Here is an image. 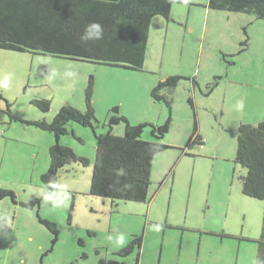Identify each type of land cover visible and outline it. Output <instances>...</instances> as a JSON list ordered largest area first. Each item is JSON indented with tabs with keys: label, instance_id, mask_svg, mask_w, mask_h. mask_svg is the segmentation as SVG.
Instances as JSON below:
<instances>
[{
	"label": "rangeland",
	"instance_id": "rangeland-1",
	"mask_svg": "<svg viewBox=\"0 0 264 264\" xmlns=\"http://www.w3.org/2000/svg\"><path fill=\"white\" fill-rule=\"evenodd\" d=\"M206 5L174 2L170 21L154 16L146 53L151 68L133 71L159 81L180 75L166 90L170 108L142 88L120 94L116 66L0 48V80L11 77L0 86V187L11 188L17 200L42 195L54 139L25 120H51L64 104L84 110L90 75L100 122L116 104L134 124L171 122L160 139L170 147L153 157L142 202L89 194L95 137L91 128L70 123L61 143L87 164L72 161L60 170L58 190L38 208L0 200V264H135V254L118 253L134 235H143L138 264H255L264 202L242 193L245 170L235 156L239 126L264 119V19ZM33 98L50 100V109L40 111ZM196 125L202 144L188 142ZM123 127L112 133L123 135ZM142 138L154 139L148 126ZM37 214L56 222V242Z\"/></svg>",
	"mask_w": 264,
	"mask_h": 264
},
{
	"label": "trees",
	"instance_id": "trees-1",
	"mask_svg": "<svg viewBox=\"0 0 264 264\" xmlns=\"http://www.w3.org/2000/svg\"><path fill=\"white\" fill-rule=\"evenodd\" d=\"M174 2L187 3L188 0H0V48L144 71L152 18L161 15L170 21V9ZM206 6L254 13L257 18L264 19V0H207ZM93 23L101 26L100 39H82L87 26ZM180 78L175 74L160 79L151 89L152 99L164 101L170 108L171 99L166 96V90L175 86ZM93 81L90 75L84 90V110L64 104L51 120H25L54 136L49 146V166L41 175L42 195L22 201L16 199L17 195L11 188L0 187V200L10 199L27 208H38L42 198L58 190L60 170L72 161L87 164L85 157L61 143L63 136L68 134L67 126L72 122L91 128L95 137L89 194L109 198L111 202L147 200L153 157L170 147L160 141L171 126L170 118L161 124L149 121L134 124L119 113V105H114L108 120L100 122L92 100ZM31 103L42 112H47L51 106L50 100L45 98H33ZM120 123L124 124L123 135L118 136L112 133V128ZM100 125L107 128L105 133L96 130ZM147 126L153 140L142 138L143 129ZM196 130L197 125L188 142L202 144L203 140ZM72 134L75 136L74 132ZM75 138L81 140L77 136ZM235 161L245 170L240 176L242 193L264 202V119L256 125L239 126ZM37 216L53 234V243L56 242L59 234L56 222ZM142 241L143 235L133 236L127 246L141 244ZM258 244L255 264H264V206ZM124 250L121 248V253ZM109 263L118 264L114 261Z\"/></svg>",
	"mask_w": 264,
	"mask_h": 264
},
{
	"label": "crops",
	"instance_id": "crops-1",
	"mask_svg": "<svg viewBox=\"0 0 264 264\" xmlns=\"http://www.w3.org/2000/svg\"><path fill=\"white\" fill-rule=\"evenodd\" d=\"M147 60H146V53H145V60H144V72H149V67L146 66ZM118 68V75L120 76L119 82L115 84L116 88H120V91H122L120 94L124 93L125 95H128V92H132V88L136 91H140V89H144V91H148L150 99H151V89L156 85V83L159 82L158 79L154 78H137V75L133 72L134 70H128V69H121V67ZM119 91V92H120ZM95 94V91H94ZM93 94V96H94ZM92 96V100L94 103V97ZM112 104L115 103V101L111 100ZM117 105V104H116ZM1 241V239H0Z\"/></svg>",
	"mask_w": 264,
	"mask_h": 264
},
{
	"label": "clouds",
	"instance_id": "clouds-1",
	"mask_svg": "<svg viewBox=\"0 0 264 264\" xmlns=\"http://www.w3.org/2000/svg\"><path fill=\"white\" fill-rule=\"evenodd\" d=\"M101 36H102L101 26L99 24L93 23L87 26L85 36L82 37V39H86V38L87 39H91V38L100 39ZM67 74L73 75V73L71 72ZM10 79H11L10 75L5 74L3 79L0 80V86L7 87Z\"/></svg>",
	"mask_w": 264,
	"mask_h": 264
},
{
	"label": "flooded vegetation",
	"instance_id": "flooded-vegetation-1",
	"mask_svg": "<svg viewBox=\"0 0 264 264\" xmlns=\"http://www.w3.org/2000/svg\"><path fill=\"white\" fill-rule=\"evenodd\" d=\"M134 236H137V235H134ZM132 238V237H131ZM130 241V240H129ZM129 241H128V243H129ZM128 243L125 245V246H123L122 247V249L124 248L125 250L123 251V253H121V249L119 250V254L120 255H122V256H126V255H132V254H135V258H136V263L135 264H138L139 263V261H140V259H141V256H142V253H141V246H143V241L141 242V244L139 243H137V244H135V245H130V247H128L129 245H128ZM128 245V246H127ZM108 261H114V260H107V262ZM126 261V260H125ZM125 261L123 262V261H114V262H117L118 264H125ZM110 264V263H109Z\"/></svg>",
	"mask_w": 264,
	"mask_h": 264
}]
</instances>
